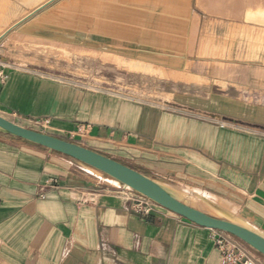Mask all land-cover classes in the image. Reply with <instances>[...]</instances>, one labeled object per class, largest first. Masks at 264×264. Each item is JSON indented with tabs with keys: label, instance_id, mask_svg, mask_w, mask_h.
I'll return each mask as SVG.
<instances>
[{
	"label": "crops",
	"instance_id": "0c3cea01",
	"mask_svg": "<svg viewBox=\"0 0 264 264\" xmlns=\"http://www.w3.org/2000/svg\"><path fill=\"white\" fill-rule=\"evenodd\" d=\"M140 9L137 26L162 28L161 11ZM50 10L0 13V115L220 197L264 234V0H189L183 60L126 54L139 70L110 67L106 79L100 67L91 85L15 57L14 27ZM133 198L75 159L0 133V264H220V230L158 204L138 213Z\"/></svg>",
	"mask_w": 264,
	"mask_h": 264
},
{
	"label": "rangeland",
	"instance_id": "374dc122",
	"mask_svg": "<svg viewBox=\"0 0 264 264\" xmlns=\"http://www.w3.org/2000/svg\"><path fill=\"white\" fill-rule=\"evenodd\" d=\"M26 1L28 0H0V13H12L14 11L11 10V6L17 5L18 7H20L19 12H14V14L10 15L9 17L14 19L18 16H22L28 11L32 10H30V7L29 9L26 8ZM39 1L40 0H32L31 6H36ZM72 1L73 0H54L46 5V7L51 8L50 12L48 11V13L56 14V12L62 10V8L59 10L61 5L65 3H71ZM88 2L92 3L89 8H87V6L86 8L80 7L77 10L73 9L75 12H70L71 17L74 19L72 21L73 25L69 24L63 27L62 24L57 21L59 20L58 18L50 23H46L51 26H44L43 24H41L42 21L40 20V22L38 21L37 24L33 22L22 26L21 23L20 25L15 26L14 28H16L17 30V33L15 34L17 36L16 40L13 43L14 45H16V47H14V50H16V52L18 53V55H15V57L25 60L26 63H24V65H34L38 68L41 67L43 69L46 68L56 75H64L66 77L68 76L70 78L82 80L86 83H90V85L92 84L91 82L93 81V78L98 75L97 71L100 67H102V70H106V73L104 72V74H101L103 77H106V79L113 76V74H109L107 72L110 67L113 69H119L122 72H124L125 69L137 70L138 68L132 66V63H125V55H133L138 58H152L151 56L149 57L146 55V52L149 51L148 49L150 48L147 49L146 46H141V41H144L143 36L145 34L155 29L153 27L143 29L140 26H137L134 21H132L134 23L133 25H127V28H121L122 32L128 33L125 38L132 36L134 41L136 40L139 45V47H133V50H131L130 47H128L130 46L131 42H125V40H123L119 34L112 36V34L110 33L114 31V27L116 26L110 25L109 27L112 28H107L109 32H106H108L112 38L110 36L109 38L101 37V32H103L101 28L104 19L108 17V13H110V11L113 12V10H120V12L126 11V17L128 19H141V15L143 14H141L140 7L142 6H147L150 8H154V10L161 11V18H163V20H167L168 22H171L169 21L171 18H176L177 16L182 17L183 26L178 24L177 27H179V25L183 27L179 33H183L185 35L186 42L183 44L184 47H181L182 50H179V52H181V59H178L177 57L178 61L176 62H180L179 60H183V57L186 56L188 35L184 28L186 25V20L188 18L187 13L189 8V0H88ZM131 7H135L136 9ZM179 7L181 8V11H179L178 13L177 10ZM156 15L153 14L148 16L150 18H156ZM6 17L8 16L6 15ZM39 17H42V15ZM55 24L58 28L55 27ZM175 24L172 23L171 25L176 26ZM52 25L55 26L52 27ZM42 28L44 29V32L46 30L45 33H48L46 35L44 34V36H47L45 37L46 40L31 38L32 36H34V34L35 36H42V33H44L41 32L43 30ZM96 29H98L99 31ZM47 30L50 31L47 32ZM50 32L52 33L50 34ZM154 32L155 34H158V37L160 36L161 32H159L158 30H155ZM53 33L54 35H52ZM57 34H60V36L58 37ZM50 35L54 36L57 39H53ZM48 39L50 41H48ZM167 42L168 40L165 41V45L167 44ZM134 43L136 42H133V44ZM165 45L164 47H162V49L167 48V45ZM179 47L180 46H176L175 48ZM179 52H176V55H178ZM157 53L158 55L162 54L160 55L161 58L159 60L163 61L166 65L173 64L174 52ZM111 57L113 58L111 59ZM119 59H122L123 61L120 62ZM105 85L107 86V83ZM111 183L117 185L116 183Z\"/></svg>",
	"mask_w": 264,
	"mask_h": 264
},
{
	"label": "water",
	"instance_id": "95a60500",
	"mask_svg": "<svg viewBox=\"0 0 264 264\" xmlns=\"http://www.w3.org/2000/svg\"><path fill=\"white\" fill-rule=\"evenodd\" d=\"M52 1L54 0L49 3ZM0 133L45 147L94 167L108 177L117 179L125 188L129 186L132 191L149 198L154 203L183 216L199 226L230 233L264 255V234L240 216L210 200L203 198L216 214L194 207L190 204L188 195L184 192L114 158L65 138L22 126L2 115H0Z\"/></svg>",
	"mask_w": 264,
	"mask_h": 264
},
{
	"label": "bare ground",
	"instance_id": "6f19581e",
	"mask_svg": "<svg viewBox=\"0 0 264 264\" xmlns=\"http://www.w3.org/2000/svg\"><path fill=\"white\" fill-rule=\"evenodd\" d=\"M31 1L32 0H28V1H26L25 2V6H26V8H28L29 9V7H30V10L31 11H36V10H38L39 8H41V7H43V6H46V4H48L51 0H40L39 1V3H37L36 4V6H34V7H32L31 6ZM3 2V1H2ZM92 3L90 2H88V0H73L71 3H65V4H63V5H61V7L59 8V10L62 8V10L61 11H58V12H56V14L54 13H48L47 15H42V17H40V18H42V20H40V21H42L43 23H50V22H52V21H54V20H56V19H58L59 18V20H57L60 24H62V26L64 27V26H66V25H73L72 24V21L74 20L72 17H71V15H70V12H73L74 10L73 9H78V8H80V7H85L86 8V6H87V8H89V6L91 5ZM59 6V5H58ZM67 7V8H66ZM58 8V7H57ZM90 8H92V7H90ZM11 10H13L15 13H18L19 12V10H20V7H18L17 5H12L11 6ZM57 11V10H56ZM179 11H181V8L179 7L178 8V10H177V12L179 13ZM1 12V11H0ZM26 12V11H25ZM50 12V11H49ZM75 12V11H74ZM62 13V14H61ZM109 15H108V17H106L105 19H104V21H103V23H102V31L103 32H101L102 33V35H101V37H103V38H109V36L111 37V35L108 33L109 32V30L107 29V28H112V27H109L110 25H113V26H116V27H114V31L113 32H110L111 34H112V36H114V35H117V34H119L121 37H122V39L124 40L125 39V37L128 35V33H126V32H122V29L121 28H127L126 26H127V24H128V22H130L129 21V19L126 17V11H121L120 12V10H113V12H111L110 11V13H108ZM113 15V16H112ZM161 21H162V28L161 27H159V28H157L156 27V25H154L153 23V25L154 26H152L155 30H158L159 32H161L160 33V36L158 37V34H155V30H151V32H149V33H147V34H145L144 36H143V40L144 41H149V42H153V43H161V44H164L165 45V41H167L168 40V42H167V48H164V49H162V47H148V46H146L147 47V49L148 48H150V49H148L149 51H147L146 52V55L147 56H151L152 58H154V59H160L161 57H160V55H162V54H160V55H158V53L157 52H165V53H170V52H179V50H182V46L184 47V43L186 42V37H185V35L183 34V33H179L180 32V30L183 28L182 26H183V21H182V17H176V18H171L169 21H171V22H168L167 20H163V18H159ZM130 20H132V19H130ZM139 20L140 19H135V20H132V21H134L135 23H138L139 22ZM21 21V20H20ZM152 21V20H151ZM150 21V22H151ZM160 21V22H161ZM140 23V22H139ZM175 24L176 26H173V25H171V24ZM3 24V23H2ZM156 24V23H155ZM178 24H180V25H182V26H180L179 25V27H177V25ZM4 25V24H3ZM13 25V24H12ZM11 25V26H12ZM44 25V24H43ZM56 25V24H55ZM55 25H52V27L53 26H55ZM161 25V24H160ZM159 25V26H160ZM7 26H8V24H7ZM10 26V25H9ZM8 26V27H9ZM44 26H46V25H44ZM47 26H51V25H47ZM61 26V25H60ZM59 26V27H60ZM2 27V26H1ZM51 27V28H52ZM55 27H57V25L55 26ZM58 28V27H57ZM56 28V29H57ZM105 28V29H104ZM4 29V28H3ZM10 29V28H9ZM43 29V28H42ZM53 29V28H52ZM9 31V30H8ZM40 31V30H39ZM50 31V30H49ZM48 30H47V32H49ZM106 31H108V32H106ZM118 31V32H117ZM41 32H44V29L41 31ZM45 32H46V30H45ZM42 33V36H40V35H37V36H35V34H34V36H32L31 38H39V39H43V40H46V38L45 37H47V36H44V34L46 35V34H48V33ZM119 32H121V33H119ZM52 32H50V34H51ZM41 34V33H40ZM52 35H54V33L52 34ZM58 35V37L60 36V34H57ZM56 35V36H57ZM51 36V35H50ZM49 36V37H50ZM53 39L55 38L54 36H51ZM50 37V38H51ZM51 38V39H52ZM112 38V37H111ZM55 39H57V38H55ZM60 40V39H59ZM35 41H37V40H35ZM48 41H50L49 39H48ZM54 41V40H53ZM183 43H182V42ZM57 42V41H56ZM51 43V42H50ZM26 44V43H25ZM165 45V46H166ZM176 46H180L179 48H175ZM18 47V46H17ZM40 49V48H39ZM125 49V48H124ZM105 52V51H104ZM107 52H109V51H107ZM77 53V52H76ZM181 53V52H180ZM143 54H145V53H143ZM20 55V54H19ZM117 55V54H116ZM113 56V55H112ZM103 58V57H102ZM108 58H110V57H108ZM107 58V59H108ZM113 57H111V59H112ZM114 60H115V58H114ZM120 60V62H122L123 60L122 59H119ZM104 61V60H103ZM115 62V61H114ZM118 63V62H117ZM88 168H90V170H93V171H95L96 173H98L99 175H101V176H103L104 174H103V172L102 171H100V170H98V169H96V168H94V167H91V166H88V165H86ZM109 180L111 181V182H113V183H116L117 185H122L117 179H115V178H112V177H109ZM171 186H173L174 188H176L177 190H179V191H181V192H184L185 194H187L188 195V200H189V202H190V204L191 205H193L194 207H196V208H199V209H201V210H204V211H206V212H208V213H212V214H216V212L204 201V199L203 198H205V199H207V200H210V201H212V202H214L215 204H217V205H219V206H221V207H223V208H225V209H227V210H229V211H231V212H233L234 214H236V215H240V213H238L237 212V207L236 206H233V205H231L230 203H228L227 201H225V200H223L222 198H220V197H214V199L213 198H210V197H208V196H206V195H204V194H202V193H200V192H197V191H195V190H193V189H190V188H188V187H184V186H181L180 184L178 185V184H171ZM126 188L127 189H129V190H131V188L129 187V186H126Z\"/></svg>",
	"mask_w": 264,
	"mask_h": 264
},
{
	"label": "built area",
	"instance_id": "2783aa9c",
	"mask_svg": "<svg viewBox=\"0 0 264 264\" xmlns=\"http://www.w3.org/2000/svg\"><path fill=\"white\" fill-rule=\"evenodd\" d=\"M132 192L134 193V198L132 199L134 202L133 209L138 213H149L152 205L156 203L141 194ZM219 232L216 244L221 251L220 264H258L255 258L237 247L232 234L224 231Z\"/></svg>",
	"mask_w": 264,
	"mask_h": 264
}]
</instances>
